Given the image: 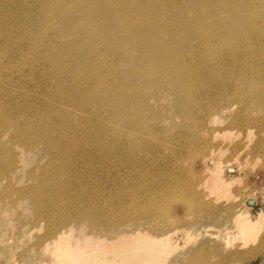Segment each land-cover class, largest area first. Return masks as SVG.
Instances as JSON below:
<instances>
[{
  "label": "bare ground",
  "instance_id": "6f19581e",
  "mask_svg": "<svg viewBox=\"0 0 264 264\" xmlns=\"http://www.w3.org/2000/svg\"><path fill=\"white\" fill-rule=\"evenodd\" d=\"M188 1L0 0L1 63L8 68L7 76L14 73L12 77H6L0 66V89L8 96H17L19 101L24 99L33 106L29 112H24L23 104H11L6 109V121H17V135L24 136L29 143L46 142L43 151L46 157L54 161L47 171L53 172L64 167V162L71 156L72 164L76 160L96 159L103 167L111 166L118 171L120 165L125 164L124 160L120 161V141L136 143L144 140L153 143L155 134L146 138L142 128L149 121H154L150 125L156 126V141L159 142H156L157 152L153 153L154 156L163 158L168 155L171 158L169 148L165 149L162 145L169 143L168 139H174L181 131L185 133L184 136L186 132H191V139L196 136L209 150L203 159L205 165L202 180L196 186L193 184L195 180L190 184L194 187L192 189H199L198 195L202 194L195 200L194 193L197 191L192 192L193 198L190 197L195 202L200 199L201 203L210 202L214 189H219L216 191L219 192L222 188H230V182L223 178L225 174L220 169L227 145L229 142L230 145L234 143L242 133L240 128L248 123L250 110L264 113V8L261 7V0H230L220 8L216 5L210 7L202 1L196 7L199 10H192L188 14L184 9V4ZM77 2L84 4L80 7L81 10L76 9ZM57 9L62 12L59 17L68 19H71L69 12L75 11L77 21L93 29L86 42L78 38L75 43L77 52L82 51L81 44L84 45L81 55L87 61L74 72L63 68L58 72L66 85L68 97L65 99L68 103L65 104L69 107L60 104L63 109L58 115H52L59 105L57 96L50 98L48 88L45 87L27 98L29 93L25 89L28 85H40L37 80L39 74H42L41 81H52L55 73L51 72L53 69L47 70L49 57L45 60L40 58L41 67L39 72H35L28 66V61L32 59L22 56L32 51L34 45L27 42V47L23 49L25 38L36 35L38 43L50 41V45H53L56 42L53 19H49V16L58 12ZM220 11L228 16L225 20L220 19ZM26 12L28 16L25 15ZM238 16L247 23V35L237 32ZM207 20L215 22L214 25L207 26ZM114 25H120L122 29L117 31L112 28ZM188 33L192 35L189 39ZM15 37L20 39V44L7 46V42H14ZM14 47L22 58L16 60L18 64L13 63L14 60L6 61L8 53L13 54ZM37 47V53H34ZM34 50L32 57L43 54L45 47L39 44ZM120 52L129 56L135 70L140 73L141 79L138 78L134 85L126 86L125 81L119 83L123 77L118 67ZM35 64L38 67L37 61ZM16 80L23 83L19 89L12 87ZM74 84L76 90L72 89ZM96 89L98 91L89 97V93ZM130 92L137 98L136 102L140 103L142 111H132L130 103H123L126 95L122 93ZM153 96L156 97L151 100ZM87 101L93 108L87 106ZM76 113H79V121L73 120ZM114 119L117 125L114 124ZM121 126L123 129L120 130ZM7 132L5 126L1 125L0 136ZM63 132H68V137L73 140L62 138ZM219 139L222 143L215 144L214 141ZM243 139L248 143L254 136L250 130L245 131ZM258 141H263L260 146L264 149V138ZM79 151L82 154H78ZM7 156L15 158L13 152L5 157ZM21 160L28 166L34 163L35 157ZM235 168L229 164L226 171L232 173ZM189 181L190 178L187 182ZM62 184L65 185L66 182L63 181ZM184 184L182 181L181 185ZM114 185L119 186V183ZM190 187L186 188L191 190ZM220 193L221 191L217 196ZM213 198L215 200V196ZM161 201V197L156 196L146 208L131 210L128 205L126 210L153 224L144 230H136L132 235L108 234L105 231L101 236L93 237L85 233L89 228H83V225L66 227L63 236L54 240L53 264H164L162 249L165 247L167 251L169 248L176 250L177 242L185 234L167 230L168 224L163 218L165 210ZM224 202H221L224 206L228 205ZM248 203L253 205L255 200L250 198L244 204ZM204 205L201 204V207ZM248 212L246 211V215ZM240 215L242 220L239 217L236 220L244 222L241 229L247 233L259 227L264 220V213L257 215L255 219H248L245 214L244 218ZM240 232L239 230L237 234ZM144 238L149 241H143ZM70 239H73L72 243ZM230 242L233 248L239 246L241 249V244L235 246L236 243L234 245Z\"/></svg>",
  "mask_w": 264,
  "mask_h": 264
},
{
  "label": "rangeland",
  "instance_id": "374dc122",
  "mask_svg": "<svg viewBox=\"0 0 264 264\" xmlns=\"http://www.w3.org/2000/svg\"><path fill=\"white\" fill-rule=\"evenodd\" d=\"M202 1H205L210 7L216 5L220 8L228 4L230 0H189L184 4L185 12L188 14H191L192 10L196 12L199 10L196 7ZM83 6L84 4L76 3V7H78L76 9ZM261 7L264 8V0H261ZM57 11L49 16V19H53V35L55 33L56 42L53 45H50V41L38 43L36 35L29 39L25 38L23 49L27 47L26 43L28 42L29 45L34 44L31 48L32 51L39 44H42L45 50L43 54L34 57L31 56L32 51H28L22 56V58L32 59L28 61V66L35 72H39L41 67L40 58L45 60L49 57L50 64L47 70L53 69L51 72L55 73L52 81H41L42 74H39L37 80L40 85L37 87L28 85L25 89L29 93L27 98L32 94L39 93L45 87L48 88L50 98L57 96L59 105L52 115H58L63 109V105L60 104L67 106L65 103H68L65 99L68 97L65 92L66 85L60 79L58 72L62 68L74 72L76 68L83 65L84 61H87L81 55L84 45L81 44L82 51L77 52L75 43L78 38H82L86 42L93 29L77 21L78 17L74 14L75 11L69 12L71 19L59 17L62 12H59L58 9ZM25 15L28 16V13L26 12ZM226 16L220 11L221 20H225ZM207 21L209 27L215 23ZM236 22L237 32L247 35L249 28L246 21L238 16ZM39 23L41 24V19ZM112 28H116L117 31L122 29L120 25H114ZM38 33H41V30H38ZM191 36L188 33L187 38L189 39ZM19 40L15 37L14 42L11 40L7 42V46L19 45ZM37 49L38 47L33 52L37 53ZM129 53L133 54V52ZM118 56V67L120 73L123 74L119 83L125 81L126 86L134 85L135 82H138V78L141 79L140 73L135 70L128 55H122L120 52ZM22 58H20L17 48L14 47L13 54L8 53L6 61L14 60L13 63L18 64L16 60ZM1 60L0 56V66L3 67L1 72L3 71V75L6 77H12L14 73L7 76L8 68L1 63ZM35 61H37L38 67ZM22 85L20 80H16V84L12 87L19 89ZM72 89L76 90L75 84ZM97 91L96 89L90 92L89 97ZM122 94L126 95L123 103H130L132 111H142V107L139 102H136L137 98L133 93ZM122 94L120 93V96ZM155 97L150 99L154 100ZM11 104L13 106L23 104L24 112H29L33 107L24 99L19 101L17 96L10 97L0 89V127L4 125L8 130L5 135L0 136V264H53L55 261V256L52 255L54 240L58 236H63L65 228L71 225H83V228H89V231H85V233H89L93 237L94 235L99 237L105 231H108V234H135L136 230H144L153 224L138 214L134 215L126 208L128 205L131 210L140 207L146 208L156 196L161 197L164 206L163 218L168 224L167 230L185 234L179 239L181 241L177 242L176 250L169 248L167 251L168 249L165 247L162 249L164 264H264V216H262L263 223L251 230L250 233L241 229L243 221L236 220L240 214H243L240 215L243 218L248 216V219H255L257 215L264 213V149L260 146L263 141H258L264 138L263 112L250 110L248 123L244 128H240L242 133L234 143L230 145L229 142L227 145V152L222 157L220 169L223 175L225 174V177L222 175L223 178L230 182L231 189H220L221 193L218 196L217 193L220 191H216L219 189L216 191L214 189L213 192L209 189L213 194L211 193L212 196L210 199L208 198L210 202L206 201L208 206L205 207L206 203H201V199V201L197 200L199 203L195 202L202 194L198 195L200 191L197 190L199 189L196 187L195 190L192 189L194 187L190 184H192L191 181L195 180L196 182L197 180L193 184L198 185L202 180V170L205 165L203 159L209 150L199 142V138L196 136L191 139V132L189 135L185 131L188 139L182 131L174 139L173 137L169 138V143L162 147L169 148L172 159L168 155L159 158L153 155L157 152L156 142L159 144L158 140L156 141V126L150 125L152 121L147 120L149 124L143 126V135L147 138L149 135L155 134V141L153 143H147L144 140L136 143L120 141V161L124 160L125 163L123 166L120 165V170L115 171V168L111 166L103 167L96 159L92 161L76 160L72 164L73 157L71 156L64 162V167L49 172L46 169L54 161L46 157L43 151L46 142L29 143L27 138L17 135V121L14 119L6 121V109ZM86 104L93 108L90 102L87 101ZM75 119L80 120L79 113L73 116V120ZM114 124L117 125L115 119ZM121 129L123 126L120 127ZM249 130L254 139L245 143L243 135L245 131ZM67 133L63 132L62 138L67 139ZM68 138L70 141L73 140ZM214 142L221 144L222 140ZM115 143L113 142V144ZM174 145L177 148H174ZM10 152L15 154L14 159L9 156L5 157L10 155ZM78 154H82V152L79 151ZM30 157H35L34 163L26 166L21 159ZM229 164L236 167L232 173L226 171ZM220 169L216 168V170ZM188 177L190 178L189 182H187ZM63 181L66 182L65 185L62 184ZM182 181L183 184L184 181L189 183L188 186H186L187 183L184 184L185 187L182 186ZM116 182L119 183V186L114 185ZM186 187H190L191 190ZM194 191H197L194 193L195 198L192 196ZM208 193L210 194L209 191ZM213 195L215 200L218 198L216 201ZM250 198L254 199L255 203L253 205L244 204ZM222 199L223 201H221ZM239 199L244 200V206ZM217 201L220 203L225 201L224 203H228V205L224 206ZM191 204L192 206H190ZM201 204H205L204 207H201ZM246 211L250 213L248 212L246 215ZM239 220L242 218L239 217ZM237 229L241 231L239 234H237L239 232ZM185 237L186 239H183ZM187 238H189L188 241H186ZM143 241L148 242L149 240L144 238ZM70 242L72 243L73 239H70ZM229 242L234 245L236 243L235 246L241 244V249L239 246L233 248Z\"/></svg>",
  "mask_w": 264,
  "mask_h": 264
}]
</instances>
